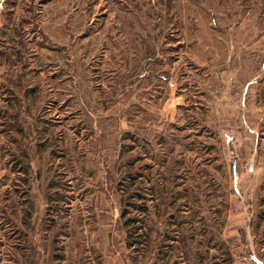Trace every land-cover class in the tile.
Masks as SVG:
<instances>
[{
    "label": "rangeland",
    "instance_id": "1",
    "mask_svg": "<svg viewBox=\"0 0 264 264\" xmlns=\"http://www.w3.org/2000/svg\"><path fill=\"white\" fill-rule=\"evenodd\" d=\"M187 228L264 264V0H0V264H189Z\"/></svg>",
    "mask_w": 264,
    "mask_h": 264
},
{
    "label": "trees",
    "instance_id": "2",
    "mask_svg": "<svg viewBox=\"0 0 264 264\" xmlns=\"http://www.w3.org/2000/svg\"><path fill=\"white\" fill-rule=\"evenodd\" d=\"M9 117H15V114L13 116V114H10ZM11 120V119H10ZM16 121V120H15ZM15 121H10L9 122V126L11 128H14L16 130H21V128L18 126L17 122L15 123ZM15 123V124H14ZM15 143H17V148H15V150L12 152H10L9 154V161L14 165L16 166L17 168L14 169L16 171H19L20 172V175L22 176V179L25 178L26 176V173H27V170L29 169V163H28V155H27V150L26 149H20L22 148L21 144L19 142H17V140L13 141ZM20 145V148H18ZM19 149V150H18ZM231 169H232V177L233 179L235 180L236 178V171L234 169V164H232L231 166ZM135 177L132 176V179ZM126 180V178H123V181ZM122 183L119 185V186H122ZM153 187V186H152ZM150 187L148 190L149 191H154L155 193V196L157 197V199L159 200L160 203H164V201H167V199L171 198V191L168 190V191H165L167 194L166 196L164 197L163 196V191L160 192V189L158 190V186H156V190L153 188ZM123 188L122 187H119V190L121 191V199L123 200V209L121 210L120 212V217L121 219H123V225L126 227V232L128 234L127 238L130 237V229L134 227V225L137 223L136 221H138L139 219L134 217V216H130L128 213H129V210H127V206H130L135 209V210H142L143 212V206H135L134 204H132V202H128L132 197H134V195L136 194H132L130 195L129 191L128 190H122ZM160 192V193H159ZM169 204L171 202H168ZM8 221V219H6ZM24 223V222H23ZM134 233H136V231L134 230ZM138 235L142 236V240L144 241L145 244L148 243V239H149V235H148V231L147 230H144L143 232L139 233ZM173 237V236H171ZM178 243L181 244V251H182V254L188 259V262L189 264H195V263H199L200 260L198 258L199 256V252L197 250L196 247H194V250H191V245L193 244V241L192 240H195L196 239V236H194V234L192 233V230L190 228H187L186 230H180V234H179V237H178ZM171 239V238H170ZM196 241V240H195ZM218 250H219V254H217L216 256L213 255V257H217L219 258V263L220 264H233V259H232V254L229 250V248L223 244H218ZM162 253V249L161 247H156V250H155V262L153 264H157V260L160 259V258H157L159 256V254ZM217 264V262H214Z\"/></svg>",
    "mask_w": 264,
    "mask_h": 264
}]
</instances>
